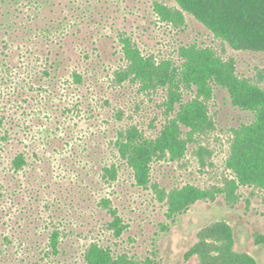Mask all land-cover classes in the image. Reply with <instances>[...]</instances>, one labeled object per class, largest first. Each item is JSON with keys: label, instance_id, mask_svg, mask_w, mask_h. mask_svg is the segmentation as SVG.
<instances>
[{"label": "rangeland", "instance_id": "1", "mask_svg": "<svg viewBox=\"0 0 264 264\" xmlns=\"http://www.w3.org/2000/svg\"><path fill=\"white\" fill-rule=\"evenodd\" d=\"M233 91L262 99L264 52L176 0H0V264H200L228 232L264 264L263 108Z\"/></svg>", "mask_w": 264, "mask_h": 264}, {"label": "trees", "instance_id": "2", "mask_svg": "<svg viewBox=\"0 0 264 264\" xmlns=\"http://www.w3.org/2000/svg\"><path fill=\"white\" fill-rule=\"evenodd\" d=\"M185 10L213 30L217 35L225 38L235 49L264 52V0H176ZM235 68V62L233 61ZM222 84L230 83L221 79ZM256 90V89H255ZM261 94V91L258 90ZM251 93V92H250ZM255 91V96H256ZM237 104H259L260 120L253 128L259 130L260 139L257 149L264 155V93L262 99L254 101L253 98L240 97L233 91ZM249 95V94H248ZM251 100V101H250ZM23 160V155H19ZM139 180L141 179L142 164L135 163ZM260 242L264 237L260 236ZM200 253V264H256L250 255L243 253L240 256L232 250L231 233L215 236L212 243L205 242ZM189 256V254L187 255ZM239 258H241L239 260Z\"/></svg>", "mask_w": 264, "mask_h": 264}]
</instances>
